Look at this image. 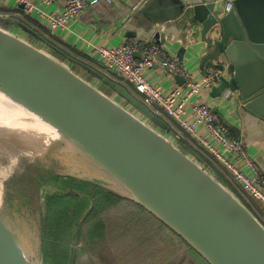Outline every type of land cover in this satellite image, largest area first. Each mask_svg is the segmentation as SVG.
Masks as SVG:
<instances>
[{
  "label": "water",
  "instance_id": "water-1",
  "mask_svg": "<svg viewBox=\"0 0 264 264\" xmlns=\"http://www.w3.org/2000/svg\"><path fill=\"white\" fill-rule=\"evenodd\" d=\"M151 1L142 0L123 25L154 7ZM164 1L176 8L179 18L188 15L187 36L210 42L202 68L207 62L226 64L229 79L223 78L212 96L220 97L230 89L240 94L242 111L264 118V0H233V10L227 14L223 13V0ZM5 23L36 37L19 20ZM164 35L155 33V43L164 45ZM126 37L133 35L128 32ZM186 47L188 40L179 48L180 60ZM89 71L111 96L75 73L68 63L0 28L1 93L55 130L39 128L40 132L32 134L22 132V137L42 143L58 139L94 170L79 179L73 176V180L144 208L207 264H264L261 221L187 145H178L181 141L164 121L127 89ZM175 79L184 84L182 77ZM230 129L237 137V129ZM77 232L78 228L75 235ZM75 246L76 242L70 264ZM0 264H32L6 225L1 204Z\"/></svg>",
  "mask_w": 264,
  "mask_h": 264
},
{
  "label": "built area",
  "instance_id": "built-area-1",
  "mask_svg": "<svg viewBox=\"0 0 264 264\" xmlns=\"http://www.w3.org/2000/svg\"><path fill=\"white\" fill-rule=\"evenodd\" d=\"M43 1L46 4L62 3V12L47 14L27 0H17V3L23 6L22 15L0 13V16L15 17L47 39L53 47L63 51L69 60L80 62L127 89L151 113L164 121L174 132L176 138L187 145L210 172L216 177H221L223 182L246 203L251 212L264 225V218L260 217L261 213L254 204L258 203L264 207V177L258 166L250 158L242 143L234 138L230 126L221 120L209 104L202 99L192 102L195 96L200 95L202 89L213 90L223 78L228 77L226 64L223 61L211 63L205 69L201 80L195 81L192 74L180 62L171 57L163 46L156 43L126 42L113 47L89 46L98 65L73 55L71 57V54L63 47L31 23L28 16L36 13L46 20L53 30L64 29L69 22L81 18L102 1ZM224 1L223 13H230L233 10V0ZM105 2L110 4L112 0H105ZM183 20L184 16L179 18L178 22L182 23ZM209 43L205 44L209 45ZM135 54H139L140 57L137 58ZM158 62L171 75L182 77L184 84L176 86L169 92L154 86L145 77V71ZM113 73L121 79L114 77ZM222 95L225 100H228L233 97L234 92L228 89ZM244 167L253 171V177L246 175Z\"/></svg>",
  "mask_w": 264,
  "mask_h": 264
},
{
  "label": "crops",
  "instance_id": "crops-1",
  "mask_svg": "<svg viewBox=\"0 0 264 264\" xmlns=\"http://www.w3.org/2000/svg\"><path fill=\"white\" fill-rule=\"evenodd\" d=\"M34 4L44 13L59 14L63 10L62 3L46 4L43 0H27ZM89 10L81 18L69 22L64 29L53 30L46 20L33 13L28 16V20L39 27L44 34L57 42L65 51L74 57L84 59L91 63L97 64V60L92 56L89 46L96 47H113L119 46L126 42H136L142 44L155 43L154 34L162 31L166 37V43L163 46L167 53L175 60L180 62L184 68L190 72L195 81H200L205 69L214 62H207L202 68V59L206 54L208 45L201 41L199 36L189 37L186 30L188 26L186 22L189 20L188 15H184L182 23L178 22L180 17L176 16V8L172 5L165 4L164 0H152L154 7L146 9L145 12L139 14L136 18H132L126 25L128 13L137 7L142 0H112L108 4L105 0ZM225 2L224 0L222 3ZM1 14H23L22 4H18L17 0H0ZM6 20H17L15 17L0 16V28L7 31L41 49L64 63H68L72 70L87 79L93 84L96 80L90 73L88 67L80 62L69 60L66 54H56L52 44L43 36L34 31L36 37L29 35L19 27L5 23ZM18 21V20H17ZM20 22V21H19ZM134 22V23H133ZM21 23V22H20ZM23 24V23H22ZM24 25V24H23ZM27 27L26 25H24ZM32 30V29H31ZM33 31V30H32ZM131 32L133 37H126V34ZM188 40V47L183 60L177 56L179 48L184 41ZM63 53V51H62ZM100 67V66H99ZM113 76L121 79L117 74ZM145 77L156 87L161 88L165 92H169L176 86L178 82L175 76L171 75L158 62L152 68L146 69ZM229 79V77H227ZM213 90L202 89L199 96H195L192 102L202 99L209 104L214 111H217L227 119L230 128L235 127L238 132L234 138L244 144L250 158L256 163L260 173L264 177V118L248 111H242L240 94L234 93L233 97L225 100L223 95L220 97L212 96ZM240 108V110H238ZM220 117V114H218ZM221 118V117H220ZM222 120V119H221ZM247 176L253 177V171L248 168H243ZM86 186V185H85ZM89 188H93L89 186ZM258 210L264 215V207L258 204Z\"/></svg>",
  "mask_w": 264,
  "mask_h": 264
},
{
  "label": "rangeland",
  "instance_id": "rangeland-1",
  "mask_svg": "<svg viewBox=\"0 0 264 264\" xmlns=\"http://www.w3.org/2000/svg\"><path fill=\"white\" fill-rule=\"evenodd\" d=\"M96 85H99L100 90L112 95L111 92L104 90L105 86L98 82ZM39 128L50 131L49 128L38 124L20 110L0 113V204L3 208L4 221L15 234L19 245L32 264H65V260L59 258L60 251L64 245L71 248L74 242L76 246L73 264L76 261V253L79 256V264H105V262L100 263L101 259L104 260L106 255L113 256L110 253L108 232L105 236L106 243L92 248L90 244L95 246L96 239L90 238L88 233L93 224L90 225L91 222H87L88 226H84L92 209L88 215L86 213L91 202H95V197L92 199L90 195L82 193L87 188L77 190L75 186L80 181L73 180V176L79 179L84 173L92 174L94 170H89L85 161L71 153L70 148L65 147L58 139L51 141L46 139L42 143L39 140L32 142L30 138L26 140L24 136L22 137V132L32 134L40 132L37 130ZM65 181L67 183L73 181V186L65 185ZM89 186L86 185V187ZM226 188L232 192L231 188ZM67 194L84 196L86 207L77 223L71 228L74 236L65 240L60 239L64 227L58 229L62 232L60 233L54 229L55 223L52 226L50 223L48 228L45 226L51 214L50 222L54 220L53 212L49 213L50 206L54 209L56 205L54 201ZM235 196L247 207L243 200ZM260 217L264 218V215L260 214ZM76 228H78L77 235H75ZM45 235L48 238L47 242L44 241ZM102 240L103 237L100 238V241ZM45 242L46 251L43 248ZM95 250H100L98 257L93 256ZM147 250L148 248L145 251ZM152 253L145 258H143L145 253H140L141 259L136 264L149 258ZM100 255H102L101 259ZM152 264H158V262L153 261Z\"/></svg>",
  "mask_w": 264,
  "mask_h": 264
},
{
  "label": "trees",
  "instance_id": "trees-1",
  "mask_svg": "<svg viewBox=\"0 0 264 264\" xmlns=\"http://www.w3.org/2000/svg\"><path fill=\"white\" fill-rule=\"evenodd\" d=\"M53 49L56 54H64L55 47ZM178 145L182 148L186 146L182 142ZM195 158L200 160L196 155ZM203 166L206 168L205 165ZM216 178L222 185L228 187L221 177L218 176ZM72 183L73 181L71 183L65 181V185H71L70 187H72ZM84 185L79 183L77 185L79 188H75L80 190ZM82 188H86V186ZM82 193L90 195L92 199L95 197V202H91L90 205L92 207L90 216L84 224V226H88L87 222H91L90 225L93 224L88 236L96 239L94 243L96 245L93 246L88 241L90 247L95 248L96 246L100 247L105 244V236L108 232L110 253L113 256L106 255L104 260H102V255H100V263L129 264L131 262L132 264H136L141 259L140 253H145L143 255V258H145L149 253L154 252L149 255V258L140 262V264H152L153 261H157L158 264H207L178 235L139 205L100 188H94L93 191V188L87 187V190ZM83 198L84 196H81V194H67L55 200L56 205L54 209L51 206L49 208V213L53 212L54 220L50 222L51 214L49 220L46 221L45 227L48 228L50 223L51 226L55 223L54 229L56 232L62 233L58 229L64 227V232L61 234L60 237L62 238L60 239L68 240L67 238H72L74 232L71 228L77 223L83 209L86 207ZM254 204L257 208L259 207L258 203ZM102 237L103 240L100 241ZM47 239L45 235L44 241L47 242ZM46 242L43 243L45 251ZM147 248L148 250L145 251ZM71 250L72 247L64 245L60 251L59 258L65 260V264H70ZM77 254L75 264H79V256ZM99 254L100 250H95L93 256L98 257Z\"/></svg>",
  "mask_w": 264,
  "mask_h": 264
},
{
  "label": "bare ground",
  "instance_id": "bare-ground-1",
  "mask_svg": "<svg viewBox=\"0 0 264 264\" xmlns=\"http://www.w3.org/2000/svg\"><path fill=\"white\" fill-rule=\"evenodd\" d=\"M11 101L12 100H10V98H8V96H6L5 94L1 93V91H0V113H6V112H9V111H12V110H18V111L20 110L26 116H28L31 119L35 120L38 124H41V125L49 128L50 130L53 131V133L55 132L54 129H51L45 123H43L39 119L35 118L32 114H30L20 103L16 102V104H15V103H13Z\"/></svg>",
  "mask_w": 264,
  "mask_h": 264
},
{
  "label": "flooded vegetation",
  "instance_id": "flooded-vegetation-1",
  "mask_svg": "<svg viewBox=\"0 0 264 264\" xmlns=\"http://www.w3.org/2000/svg\"><path fill=\"white\" fill-rule=\"evenodd\" d=\"M72 186H73V185H72ZM75 187H78V186H75ZM82 187H84V186H82ZM82 187H81V188H82ZM78 188H79V187H78ZM81 188H80V189H81ZM86 188H87V187H86Z\"/></svg>",
  "mask_w": 264,
  "mask_h": 264
}]
</instances>
